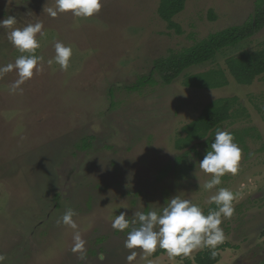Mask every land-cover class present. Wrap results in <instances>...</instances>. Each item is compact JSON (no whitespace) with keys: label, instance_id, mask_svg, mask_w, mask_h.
Returning a JSON list of instances; mask_svg holds the SVG:
<instances>
[{"label":"rangeland","instance_id":"obj_1","mask_svg":"<svg viewBox=\"0 0 264 264\" xmlns=\"http://www.w3.org/2000/svg\"><path fill=\"white\" fill-rule=\"evenodd\" d=\"M253 1L185 0L173 17L177 33L159 17L160 0H102L100 11L88 18L71 12L50 17L46 9L55 0H0V20L14 16L16 28L39 21L45 33L37 34L41 70L20 85L22 92L9 91L18 79L15 69L0 78L2 264H128L131 251L138 253L132 264H196V253L208 248L175 259L166 251L141 259L139 248L124 247L128 230H114L111 223L124 208L131 220L136 211L159 209L173 195L203 210L209 205L217 189L203 188L211 174L199 161L210 144L195 140L196 150L185 154L191 145L177 148L176 142L206 104L225 97L237 101L232 118L219 129L234 134L241 159L237 173H226L217 186L233 192L235 211L220 225L225 240L216 248L228 246L219 250L215 264H264V73L240 84L225 63L264 46V28L170 84L153 72V83L128 89L150 75L155 59L242 24ZM6 32L0 29V66L20 55ZM57 40L72 48L66 71L48 64ZM210 68L224 71L225 86L183 85L184 74ZM89 137V146L81 148ZM68 208L76 213V230L58 223ZM77 230L85 241L83 260L72 251Z\"/></svg>","mask_w":264,"mask_h":264},{"label":"clouds","instance_id":"obj_2","mask_svg":"<svg viewBox=\"0 0 264 264\" xmlns=\"http://www.w3.org/2000/svg\"><path fill=\"white\" fill-rule=\"evenodd\" d=\"M101 7L102 0H55V6L48 7L46 11L52 18L66 12H71L75 17L88 18L98 13ZM15 24L16 17L11 15L0 20V29L7 30V39L20 53L14 63L0 66V78L14 69L18 74V79L9 88L12 93L22 92L20 85L32 78L34 69L37 72L41 70L39 65L43 57L35 54L40 47L37 34L45 35L42 22L30 23L22 28L13 27ZM54 49L55 56L53 60L48 61V64L55 62L61 70L66 71L73 54L72 48L57 40ZM240 159L241 148L234 142V134L227 129L217 128L203 159L199 161L200 169L211 174V178L203 184V188L217 189L207 201L209 204H215L216 208L210 209L205 214L199 204L178 195L167 198V202L159 209H151L147 212L136 211L131 220L126 218L128 211L124 208L125 211L116 215L111 223L114 230H128L124 247L129 250L139 248L141 259L146 260L158 247L166 251L169 258L175 259L181 256L187 257L200 249H215L222 244L225 234L220 225L224 219H229L234 214V194L228 188L217 186L221 185V178L226 173L233 175L237 173ZM75 214L73 209L68 208L58 223L62 222L76 230L78 226L72 219ZM73 240L72 251L79 253L80 260L85 259V241L78 230L74 232ZM137 255L136 251H131L126 257L128 264H132ZM213 255H215L214 251ZM98 259L103 261L105 257L101 253ZM3 260L4 256L0 255V264Z\"/></svg>","mask_w":264,"mask_h":264},{"label":"trees","instance_id":"obj_3","mask_svg":"<svg viewBox=\"0 0 264 264\" xmlns=\"http://www.w3.org/2000/svg\"><path fill=\"white\" fill-rule=\"evenodd\" d=\"M184 3L185 0H160L157 9L159 17L166 22V26L177 33L180 30L173 17L184 8ZM253 7V12L242 24L211 32L182 50L155 59L150 75L139 77L135 84L129 86L128 89H137L153 83L154 80L151 78L153 72L159 75L163 84H170L188 68L211 62L218 53L235 48L241 42L249 39L264 28V0H254ZM209 17L210 19L214 18L212 12ZM225 63L237 83L249 85L256 77L264 73V46L256 50H243L237 55L229 56L225 59ZM182 82L186 87L217 88L225 86L227 79L221 68H210L203 72L184 74ZM236 101V97H225L214 99L206 104L197 118L183 126L185 136L177 140L176 147L191 145L185 152L186 154L190 150H196V146L192 144L195 140H200L199 145L210 144L215 130L220 128L221 123L232 118L231 109ZM89 139L90 137L83 138L79 146L86 149L89 146ZM215 208V204H209L203 211L207 214L210 209ZM227 246L228 244H223L214 250L198 251L194 262L196 264H215L220 257L219 250ZM213 251L215 255H213ZM163 252L165 251L158 248L153 255L157 256ZM185 264L192 263L187 260Z\"/></svg>","mask_w":264,"mask_h":264}]
</instances>
